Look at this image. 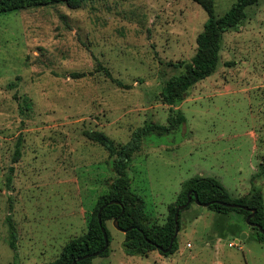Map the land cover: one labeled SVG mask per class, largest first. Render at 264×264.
<instances>
[{
	"label": "rangeland",
	"instance_id": "rangeland-1",
	"mask_svg": "<svg viewBox=\"0 0 264 264\" xmlns=\"http://www.w3.org/2000/svg\"><path fill=\"white\" fill-rule=\"evenodd\" d=\"M213 1L221 15L235 0ZM246 11L224 33L215 72L175 107L186 121L143 138L129 163L151 223L166 221L190 177H214L238 197L264 168V0ZM206 19L193 0L62 1L0 13V264H49L86 231L114 174L107 150L84 131L122 144L146 121L167 124L160 93L180 72L174 64L194 55ZM254 184L264 205V175ZM178 224L174 252L142 256L125 253L124 232L109 220V252L91 264H264V243L240 211L192 202Z\"/></svg>",
	"mask_w": 264,
	"mask_h": 264
},
{
	"label": "trees",
	"instance_id": "trees-1",
	"mask_svg": "<svg viewBox=\"0 0 264 264\" xmlns=\"http://www.w3.org/2000/svg\"><path fill=\"white\" fill-rule=\"evenodd\" d=\"M68 2L77 4L80 0H0V13L13 10L27 9L40 5L57 2ZM206 12L207 19L203 23L202 30L196 36V51L188 60H182L174 64L180 69L177 75L171 76L164 84L160 93V99L169 106L170 113L167 124H157L146 121L142 126L132 131L130 139L126 143L116 144L105 133L101 131L85 130L84 134L91 140L98 142L108 152V158L113 170V177L107 183V190L100 194L92 212L87 218V229L79 236L71 238L62 247L60 254L49 264H71L78 257L91 254L104 246V237L101 230L103 226L107 233L110 244V233L106 222L118 218L119 227L126 229L123 248L128 255H147L150 251L157 249L161 254L168 255L177 248V236L173 241L171 250L164 253L158 247L167 248L174 233V213L176 208L186 202L188 194L191 202L178 214H180L194 202L197 195L201 203H210L208 208L220 213L229 211H240L244 217L249 211L242 207L256 209V213L250 219L251 222L259 224L264 229V205L261 189L254 184L256 178L264 175V168L252 176V186L248 193L243 196L233 197L223 184L216 178L210 176L195 175L181 184V189L176 199L168 205V215L163 224L151 223L144 214L145 201L131 189V179L128 175V166L135 153L139 150L143 138L152 135L168 134L186 121L183 112L175 108L188 95L189 90L200 80L215 72L219 52L222 46L223 35L229 30L239 28L247 17V8L254 5L258 0H235L229 9L221 15L214 12L213 0H193ZM20 138L16 142L12 161L16 162L20 155ZM12 170V166H10ZM10 181V177L7 178ZM110 201H117V203ZM224 203L236 204L239 207L227 206ZM106 204V206H104ZM100 212L101 224L98 221ZM8 225L9 246L16 250L17 233L10 214L6 217ZM256 229L255 239L264 243V232ZM108 247L100 254L106 256ZM93 257L77 260L74 264H91Z\"/></svg>",
	"mask_w": 264,
	"mask_h": 264
},
{
	"label": "water",
	"instance_id": "water-1",
	"mask_svg": "<svg viewBox=\"0 0 264 264\" xmlns=\"http://www.w3.org/2000/svg\"><path fill=\"white\" fill-rule=\"evenodd\" d=\"M112 202H115L117 203V201H110L109 203H112ZM191 202V198L188 194V198L186 200L185 203L183 204H180L176 210H175V213H174V223H175V228H174V233H173V236L171 237L170 241H169V244L167 246V248L163 249L161 247H158L160 250H162L164 253H168L171 248H172V245H173V241L175 239V237L177 236V233H178V229H179V224H178V214L180 212V210H182L183 208H185L189 203ZM194 202L197 204V205H200V206H203V207H208L210 205V203H201L198 198H197V195H194ZM225 205L227 206H232V207H239V205H236V204H229V203H224ZM104 206H106V204H104ZM244 210H247L249 211V214L246 216V223L249 224L251 227H256L258 228V230L263 233L264 232V229L257 223H254V222H251L250 219L254 216V214L256 213V209H252V208H248V207H242ZM102 210V207L99 209V212H98V221L99 223L101 224V220H100V212ZM117 220L118 218H114L112 220V223L113 225L115 226V228L117 230H120L124 233H126V229H123L121 227H119L118 223H117ZM101 230H102V233H103V237H104V246L96 251V252H93L91 254H87V255H84L82 257H78L77 259L73 260L71 262V264H74L77 260H80V259H84V258H87V257H95V256H98L100 255L107 247H108V244H109V241H108V237H107V233L105 231V228L102 226L101 227ZM246 236L245 233H242L241 234V239H243L244 237Z\"/></svg>",
	"mask_w": 264,
	"mask_h": 264
}]
</instances>
